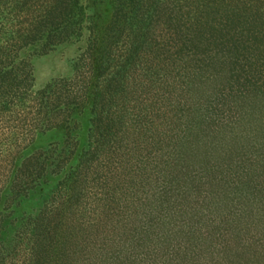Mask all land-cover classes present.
<instances>
[{
    "label": "trees",
    "instance_id": "16d2710c",
    "mask_svg": "<svg viewBox=\"0 0 264 264\" xmlns=\"http://www.w3.org/2000/svg\"><path fill=\"white\" fill-rule=\"evenodd\" d=\"M71 41L0 177V264H264V0H0L22 68Z\"/></svg>",
    "mask_w": 264,
    "mask_h": 264
},
{
    "label": "rangeland",
    "instance_id": "374dc122",
    "mask_svg": "<svg viewBox=\"0 0 264 264\" xmlns=\"http://www.w3.org/2000/svg\"><path fill=\"white\" fill-rule=\"evenodd\" d=\"M258 8L261 10L260 6ZM78 46L79 42L71 41L51 50L48 49L45 54H31L29 60L30 66H27L25 69L19 63V53L22 51L21 47L13 46V48H16V51L8 50L10 52L6 51L0 55V61L3 60L5 62L2 65L6 64L8 59L9 64L16 66L15 71H17V75H23L22 77L25 80L28 79L31 82L30 85H25L24 82L23 84L20 83L19 91L20 93L24 91L22 92L21 110L16 108L17 104L7 111L0 109V177H3L5 174V165L10 153H15L21 147L20 145L23 144V141H27L31 132L30 129L37 121V117L34 115L37 113L38 102L37 100L34 101V99L30 100V96H35V92L44 87L52 79L58 81V79L68 75L70 61L76 55ZM21 116L25 117L23 122L21 121Z\"/></svg>",
    "mask_w": 264,
    "mask_h": 264
}]
</instances>
